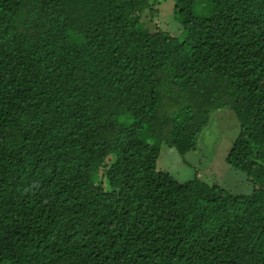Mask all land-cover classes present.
Listing matches in <instances>:
<instances>
[{
	"label": "trees",
	"instance_id": "trees-1",
	"mask_svg": "<svg viewBox=\"0 0 264 264\" xmlns=\"http://www.w3.org/2000/svg\"><path fill=\"white\" fill-rule=\"evenodd\" d=\"M159 1L0 0V264H264V0ZM227 107L249 194L157 169Z\"/></svg>",
	"mask_w": 264,
	"mask_h": 264
},
{
	"label": "rangeland",
	"instance_id": "rangeland-1",
	"mask_svg": "<svg viewBox=\"0 0 264 264\" xmlns=\"http://www.w3.org/2000/svg\"><path fill=\"white\" fill-rule=\"evenodd\" d=\"M155 8L154 16L148 14L144 17L146 24L180 35L182 27L176 20L175 0H160ZM239 124L232 109L227 107L217 111L194 148L181 153L176 147L164 145L157 169L169 172L179 181L197 176L232 194H249L254 188L251 177L226 162L228 151L239 134Z\"/></svg>",
	"mask_w": 264,
	"mask_h": 264
}]
</instances>
